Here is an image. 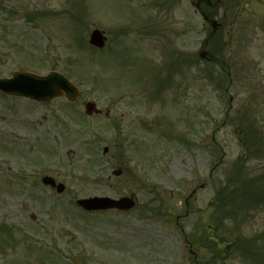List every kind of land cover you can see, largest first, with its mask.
Wrapping results in <instances>:
<instances>
[{"label":"rangeland","instance_id":"1","mask_svg":"<svg viewBox=\"0 0 264 264\" xmlns=\"http://www.w3.org/2000/svg\"><path fill=\"white\" fill-rule=\"evenodd\" d=\"M159 1L0 0V77L56 71L80 90L72 107L0 95V223L10 228L0 264H194V254L264 264V199L229 196L264 189V0H232L225 92L196 56L204 25L190 0ZM94 29L107 38L100 52L88 45ZM85 102L103 114L85 116ZM91 196H133L136 207L82 216L75 201Z\"/></svg>","mask_w":264,"mask_h":264},{"label":"water","instance_id":"2","mask_svg":"<svg viewBox=\"0 0 264 264\" xmlns=\"http://www.w3.org/2000/svg\"><path fill=\"white\" fill-rule=\"evenodd\" d=\"M198 6V5H197ZM212 25H214L212 23ZM91 46L102 48L104 39L100 32L93 31L89 37ZM0 92L8 96L27 98L29 100L46 103L57 97H65L71 103L75 102L79 92L68 80L59 73H49L46 76H38L31 73L15 72L10 79H0ZM86 114L98 113L91 103L85 105ZM115 175H119L116 172ZM45 185L55 186L52 179L46 177L42 179ZM64 190L62 185L57 186V192ZM78 205L88 211L118 209L129 210L133 207V202L127 198L114 201L110 199L93 198L78 201Z\"/></svg>","mask_w":264,"mask_h":264},{"label":"flooded vegetation","instance_id":"3","mask_svg":"<svg viewBox=\"0 0 264 264\" xmlns=\"http://www.w3.org/2000/svg\"><path fill=\"white\" fill-rule=\"evenodd\" d=\"M197 1L199 0H192L190 4L193 7V14H198L204 25V51L207 52V62L213 64L220 70L222 69L219 66L220 63L223 68H229L230 65H227L225 60H220V57L222 58V50L224 47L222 39L225 30L232 24L229 20L233 19L232 16L236 15L234 9L239 7V3L236 5L232 0H206L208 3H201L199 8L194 10ZM205 17L206 20L204 21ZM211 20H215L217 22L215 28L216 31L214 33H212V28L210 26ZM194 26H190L191 33L195 31Z\"/></svg>","mask_w":264,"mask_h":264},{"label":"trees","instance_id":"4","mask_svg":"<svg viewBox=\"0 0 264 264\" xmlns=\"http://www.w3.org/2000/svg\"><path fill=\"white\" fill-rule=\"evenodd\" d=\"M255 124V123H252ZM256 134H258V129L257 128H253V132L252 134H250V136L255 137ZM245 147V144L243 145ZM253 156L254 153L253 152H247L246 156ZM261 179H264V175H262ZM264 195V190L259 189L258 187L255 186V184L253 183V185L248 184L247 188L243 189L241 192H239L238 194L234 195V194H230L229 196H232V200L235 201L237 198H240L242 201L241 202H248L250 201L251 204H257L259 201L263 200V195ZM224 195L222 194V191H220L218 200L221 199V205L220 207H222V202L225 200V197H223ZM220 197V198H219ZM232 203V202H231ZM226 216V215H224ZM223 216V218H224ZM235 247L236 243L233 241L231 246Z\"/></svg>","mask_w":264,"mask_h":264}]
</instances>
